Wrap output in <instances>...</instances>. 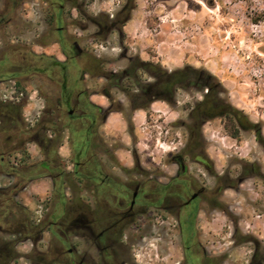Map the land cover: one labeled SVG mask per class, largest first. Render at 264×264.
<instances>
[{
  "label": "flooded vegetation",
  "instance_id": "flooded-vegetation-1",
  "mask_svg": "<svg viewBox=\"0 0 264 264\" xmlns=\"http://www.w3.org/2000/svg\"><path fill=\"white\" fill-rule=\"evenodd\" d=\"M135 6L136 0H120L109 11L91 13L86 0H0V85L11 79L44 82L36 86L43 110L31 122L21 106L0 102V264L23 259L30 264H150L138 253L149 239L151 225L143 221L163 218L176 221L181 238L183 256L176 264L226 263L224 256L208 252L199 221L219 213L230 217L228 192L237 191L256 169L244 166L237 180L219 173L203 129L219 121L228 133L232 116L242 136L248 130L242 125L246 115L224 98L204 69L168 71L126 47L108 60L82 48L83 38L69 32L70 26L86 32L91 25L94 40L114 34L123 46ZM31 12L36 19H29ZM18 23H42L41 31L25 44L8 41L7 30L12 27L16 36ZM37 47H56L62 59L38 53ZM180 92L190 96L180 106L184 118L176 121L186 132L184 148L169 163L148 167L132 147V163H125L123 133L109 130L111 116L125 119L136 146V115L147 116L157 104L177 108ZM30 143L37 155L23 173L15 154ZM44 179L51 182L52 195L37 219L19 196ZM27 243L32 247L24 252L21 246ZM251 262L264 264L259 245Z\"/></svg>",
  "mask_w": 264,
  "mask_h": 264
},
{
  "label": "rangeland",
  "instance_id": "rangeland-1",
  "mask_svg": "<svg viewBox=\"0 0 264 264\" xmlns=\"http://www.w3.org/2000/svg\"><path fill=\"white\" fill-rule=\"evenodd\" d=\"M86 1L89 11L95 13L100 9L109 11L115 8L120 0ZM261 8V0H253L251 7L242 0H136L132 19L124 28L126 39L123 46L119 43V36L114 34L106 41L94 40L96 29L89 24H83L89 25L86 32L76 26L69 27L72 36L83 38L82 48L108 60L126 47L168 71L185 67L206 70L220 84L224 98L257 126V129L253 126L243 132L241 140L229 136L219 121L208 123L203 129L205 146L219 173L226 171L231 179L237 180L244 166L256 169L241 186L236 185L237 191L228 192L232 207L230 217L219 213L213 219L199 221L201 241L212 255L224 256L225 264H251L256 245H259L262 261L264 259V23L255 24L250 19ZM29 19H36L33 12ZM18 26L16 36L12 27L7 30L8 41L19 39L25 44L34 39L35 30L41 31L42 23H18ZM35 49L38 53L61 58L56 47ZM14 59L18 64L19 60ZM16 82L25 88L21 102L30 105L29 110L23 111L24 118L30 119L43 105L36 86L44 82L25 84L11 79L0 85V94L5 89L10 90ZM200 96L199 93L194 98ZM178 98L180 104L177 108L157 104L147 116L143 112L136 115V146L125 131V119L121 115L112 116L110 129L125 131L123 138L129 143L124 144V150L120 152L125 163H132L129 158L132 147L148 167L169 163L171 155L184 148L186 132L176 121L184 118L180 106L190 101V96L187 92H180ZM36 150V146L30 143L22 151L29 155L28 164L34 160ZM24 155L15 157L18 163ZM2 184L4 182L0 179ZM38 190L40 194L29 189L25 195L27 199L22 197L24 192L21 196L31 205L28 210L37 219L50 204L49 182H43ZM143 222L151 226L146 231L149 239L144 249L138 248L140 260L150 264L181 261V238L175 227L176 221L163 218ZM31 247V243H27L21 246V250L27 252ZM19 264L30 263L23 259Z\"/></svg>",
  "mask_w": 264,
  "mask_h": 264
},
{
  "label": "trees",
  "instance_id": "trees-1",
  "mask_svg": "<svg viewBox=\"0 0 264 264\" xmlns=\"http://www.w3.org/2000/svg\"><path fill=\"white\" fill-rule=\"evenodd\" d=\"M242 1L247 3L250 7L253 5V0H242ZM261 2H262V8L259 9L258 11H256L252 16H250V19L255 24L264 23V0H261ZM17 88H18V93L23 94V96H25L26 91H25V88L21 85V83H17ZM17 105L23 107L24 102L17 103ZM244 120H245L244 121L245 123H242V125L244 124L243 126H245L246 129H250L251 127L254 126L249 122L248 119H244ZM230 121L231 122L228 125L229 136H231L232 138H234L236 140H241L242 139L241 131H240L238 125L234 122V119L232 116L230 117ZM258 140L261 142V136L260 135H258ZM24 154H26V153L23 152V155ZM27 158L29 159V155H24L23 159L19 160V163L24 166V169H22L23 173L26 172L27 170H29L28 168H30V165H27L28 164Z\"/></svg>",
  "mask_w": 264,
  "mask_h": 264
},
{
  "label": "crops",
  "instance_id": "crops-1",
  "mask_svg": "<svg viewBox=\"0 0 264 264\" xmlns=\"http://www.w3.org/2000/svg\"><path fill=\"white\" fill-rule=\"evenodd\" d=\"M95 99V98H94ZM3 100H1L0 99V102H2ZM16 104L17 103H21V101L20 102H15ZM29 107H30V105H23V107H22V112L24 111V110H29ZM43 110V105L40 107V109L35 113V114H33L32 115V117H30V119L28 118V119H25L27 122H31L33 119H35L36 117H38V115L40 114V112ZM113 115H119V114H113ZM112 115V116H113ZM146 115V114H145ZM112 116H111V118H112ZM23 117H24V113H23ZM110 118V119H111ZM109 122H110V120H109ZM108 128H109V130H111L110 129V126H109V123H108ZM113 131V130H112ZM114 132H118V133H123L122 131H119V130H116V131H114ZM1 137H3L4 139H6V140H8L7 139V137H8V135H2ZM15 138V137H14ZM124 139V138H123ZM131 139V138H130ZM13 141V140H12ZM33 144V143H32ZM123 144H125V146L126 145H129V143H127L125 140H123ZM137 145V144H136ZM36 152H37V150H36ZM22 153L23 152H17L16 154H15V156H19V155H21L22 156ZM64 153H67V149H64ZM36 155H37V153H36ZM120 158H121V156H120ZM130 158V157H129ZM122 159V158H121ZM124 162H125V158L123 157V159H122ZM128 162V161H127ZM31 163H29L28 165H30ZM127 164H129V163H127ZM46 181H48L49 182V184H50V187H51V192H50V194L52 195V186H51V182L49 181V180H41V181H36V182H34V183H31L23 192H24V196H22V193L20 194V196H19V199H20V201H21V203L24 205V206H26L28 209L29 208H31V205L30 204H28V203H25L24 201H23V199H22V197H25L26 199H27V197L28 196H25L28 192H29V189H33L34 190V193L35 194H40L39 193V190H38V187L40 186V185H42L43 184V182H46ZM22 196V197H21Z\"/></svg>",
  "mask_w": 264,
  "mask_h": 264
},
{
  "label": "built area",
  "instance_id": "built-area-1",
  "mask_svg": "<svg viewBox=\"0 0 264 264\" xmlns=\"http://www.w3.org/2000/svg\"><path fill=\"white\" fill-rule=\"evenodd\" d=\"M23 97V94L18 93L16 84H14V86H12L10 90L5 89L0 94V99L6 102H20Z\"/></svg>",
  "mask_w": 264,
  "mask_h": 264
}]
</instances>
